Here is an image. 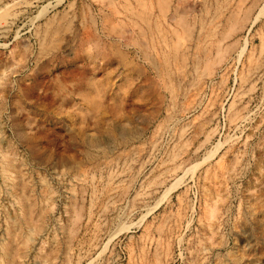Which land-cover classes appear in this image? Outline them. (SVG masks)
<instances>
[{"label":"rangeland","instance_id":"obj_1","mask_svg":"<svg viewBox=\"0 0 264 264\" xmlns=\"http://www.w3.org/2000/svg\"><path fill=\"white\" fill-rule=\"evenodd\" d=\"M0 264H264V0H0Z\"/></svg>","mask_w":264,"mask_h":264},{"label":"bare ground","instance_id":"obj_2","mask_svg":"<svg viewBox=\"0 0 264 264\" xmlns=\"http://www.w3.org/2000/svg\"><path fill=\"white\" fill-rule=\"evenodd\" d=\"M188 2H189V1H188ZM183 4H184V3H183ZM236 4H237V3H236ZM238 4H239V3H238ZM187 5H188V4H187ZM178 6H180V5H178ZM239 6H240V5H239ZM189 7H190V6H189ZM237 7H238V6H237ZM193 8H194V7H193ZM236 9H237V8H236ZM175 10H177V9H175ZM237 10H238V9H237ZM181 11H182V12H184V11H185L184 13H186V12H187V11L185 10V7H184V8H182V9H181ZM249 11H250V10H249ZM168 12H169V11H168ZM170 12H171V11H170ZM237 14H238V13H236V15H237ZM103 15H104V14H103ZM179 16H180V15H179ZM243 16H244V15H243ZM170 17H171V16H170ZM170 17H169V18H170ZM180 17H181V16H180ZM173 18H174V17H173ZM170 19H171V18H170ZM173 22H174V21H173ZM126 32H127V31H126ZM122 34H123V33H122ZM124 35H125V34H124ZM219 168H220V167H219Z\"/></svg>","mask_w":264,"mask_h":264}]
</instances>
